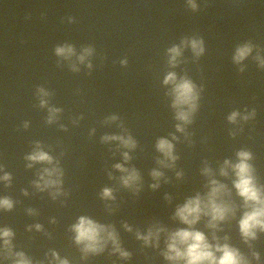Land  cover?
Wrapping results in <instances>:
<instances>
[{"label":"water","instance_id":"95a60500","mask_svg":"<svg viewBox=\"0 0 264 264\" xmlns=\"http://www.w3.org/2000/svg\"><path fill=\"white\" fill-rule=\"evenodd\" d=\"M193 3L195 10L188 0H0V177H10L0 179V199L12 202L0 207V229L12 233L8 247L0 240V264H14L18 252L32 264H173L163 255L167 234L188 227L175 210L203 197L211 179L225 185L222 200L234 214L215 229L201 216L193 228L210 244L227 243L250 264H264V232L242 238L239 220L249 209L224 165L250 153L264 194V0ZM192 39L202 43L199 55ZM244 45L252 50L237 63ZM65 46L74 50L70 58L56 54ZM172 47L180 49L174 63ZM86 48L91 54L81 62ZM169 73L194 85L187 123L176 119L174 84L164 83ZM106 137H130L134 147ZM162 138L174 160L157 150ZM37 145L52 163L27 159ZM116 164L139 179L125 186L127 173ZM46 168L59 170L60 183L37 188ZM105 188L111 198L102 196ZM81 216L110 226L128 257L111 242L85 254L72 230ZM155 227L165 229L157 243L137 238Z\"/></svg>","mask_w":264,"mask_h":264},{"label":"clouds","instance_id":"9594fccd","mask_svg":"<svg viewBox=\"0 0 264 264\" xmlns=\"http://www.w3.org/2000/svg\"><path fill=\"white\" fill-rule=\"evenodd\" d=\"M190 7L195 10L196 5L193 0H188ZM193 52L199 55L202 51V43L197 39L189 41ZM250 45H244L236 49L233 57L234 61L239 63L251 52ZM58 56L70 58L74 55V50L71 46L58 47L55 49ZM170 63H174L176 57L180 55V49L178 47H172L169 49ZM91 54V49H84L78 56V60L83 62L85 58ZM259 59V57H257ZM264 65V60L260 61ZM172 82L174 87L172 89L173 102L172 106L176 111V119L187 123L189 121L190 113L195 109V101L197 99L194 91V85L187 79H181L176 83V77L174 73H169L164 80L165 84ZM43 90H41L42 92ZM45 101L41 100V105ZM185 106L187 111L184 110ZM58 109H50V113H55ZM237 113H232L228 119L234 121ZM50 115L49 120L51 121ZM177 130L182 131L180 125H177ZM105 139H119L121 143L126 147H134V141L131 138L124 139L122 137H106ZM157 150L161 152L169 160H174L172 155V144L166 139H160L157 142ZM238 162L235 164H229V161L225 160V167H231L234 172L235 180L233 186L237 191V194L243 198L245 211L239 220V231L245 242L254 240L256 238V231L264 232V194L261 189L258 188L254 182L252 176V168L247 162L251 157L250 153L246 151H240L237 153ZM125 160L128 159L127 153H124ZM30 161L34 162H47L52 163V158L45 152L37 150L27 157ZM162 163V162H161ZM30 166V165H29ZM121 172H126L127 175L121 177V182L125 186H129L136 182L139 177L136 171L128 170L122 167L121 164L114 166ZM205 174L211 175L209 169H204ZM221 175H227L225 168H221ZM153 177H159L161 175L158 171H153ZM56 178L53 179L52 177ZM60 172L56 168L44 169L39 176V182H36L37 188L58 186ZM5 181L9 180L8 174L0 177ZM42 182V183H40ZM155 187V185H153ZM208 191L202 197L197 193L193 198L186 200L182 206H178L175 210V218L187 225V228H180L175 231L169 232L166 239V251L164 252V258L173 264L183 261V264H250L245 256L235 247L229 246L227 243H212L210 244L203 232L195 230V225L201 218V216L209 217L207 226L215 229L217 223L223 221L228 214H234V209L222 200V195L225 192V185L219 183L215 179H211L208 183ZM102 196L105 198H111V189L105 188L102 191ZM0 207L10 209L12 202L3 198L0 199ZM39 228V225H37ZM72 230L75 233V242L83 245L82 251L87 253H97L103 251L104 247L111 242L113 250L118 252L121 257L127 258L129 253L123 251L119 246L118 238L115 232L110 226H104L94 222L92 219L81 216L78 222L72 226ZM165 229L162 227L149 228L146 235L141 236L137 233V238L142 239L145 244L152 241L154 244L158 242L161 232ZM12 233L9 229H0V240H3L5 247L10 245L9 238ZM213 240H217V237L213 235ZM219 253V255H217ZM17 259L14 264H32L23 253H15ZM53 259H58L56 253H52ZM256 259H259L256 253H253ZM59 264H68L66 260H60Z\"/></svg>","mask_w":264,"mask_h":264}]
</instances>
